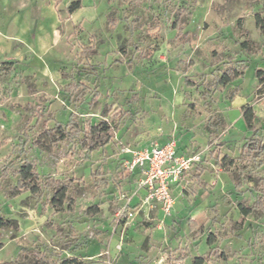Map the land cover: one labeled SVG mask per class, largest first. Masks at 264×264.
Returning a JSON list of instances; mask_svg holds the SVG:
<instances>
[{
    "label": "rangeland",
    "instance_id": "374dc122",
    "mask_svg": "<svg viewBox=\"0 0 264 264\" xmlns=\"http://www.w3.org/2000/svg\"><path fill=\"white\" fill-rule=\"evenodd\" d=\"M256 13L264 0H0V217L16 222L0 228V264H34L35 251L74 264H264V210L240 209L264 188ZM59 124L68 133L52 144ZM172 138L200 160L167 215L127 173L125 150ZM28 161L68 184L62 207L52 187L10 196Z\"/></svg>",
    "mask_w": 264,
    "mask_h": 264
},
{
    "label": "trees",
    "instance_id": "16d2710c",
    "mask_svg": "<svg viewBox=\"0 0 264 264\" xmlns=\"http://www.w3.org/2000/svg\"><path fill=\"white\" fill-rule=\"evenodd\" d=\"M255 23L256 26L260 29L262 34L264 35V17L261 13L255 14ZM229 79L225 82L227 83ZM99 94L95 93L93 100L94 102L97 100ZM254 119V114L252 109H248L245 113V120L248 124ZM71 124V127H75V123L68 122V125ZM109 128L107 122H102L97 126H91L89 133H95L99 131H105ZM67 130L63 129L61 125H57L56 127L47 130V135L50 138L52 144H56L59 141L63 140L67 135ZM85 143V141H83ZM256 150H261L260 138L255 135H251L247 142L243 145V153L247 157H252L253 153ZM19 175L18 183L16 186L9 190V194L11 197H17L23 192H29L34 195L36 198L40 199L44 189L46 188H54L55 192L51 199V203L56 207H62L68 191V184L63 182L62 180L54 179L51 177H47L44 179H40L37 176L35 170V164L31 161L25 162V164L15 172ZM2 175L7 177L9 175V170L4 169ZM264 185V180L262 181ZM240 209L244 215L249 214L254 209L264 210V188L261 196L253 202L252 205H246L241 202ZM15 220L13 219H5L0 217V228L12 227L15 224ZM35 261L34 264H74V260H69L67 258L63 260H59L58 258H54L53 254H49L46 251H35ZM204 261V257H199L196 259V264H202Z\"/></svg>",
    "mask_w": 264,
    "mask_h": 264
},
{
    "label": "built area",
    "instance_id": "2783aa9c",
    "mask_svg": "<svg viewBox=\"0 0 264 264\" xmlns=\"http://www.w3.org/2000/svg\"><path fill=\"white\" fill-rule=\"evenodd\" d=\"M129 157L125 160L127 173L138 174L137 184L147 200L157 201L164 213L169 215L174 206V185L182 182L185 174L200 160L199 154H182L177 150V141L153 142L148 146L126 148Z\"/></svg>",
    "mask_w": 264,
    "mask_h": 264
},
{
    "label": "crops",
    "instance_id": "0c3cea01",
    "mask_svg": "<svg viewBox=\"0 0 264 264\" xmlns=\"http://www.w3.org/2000/svg\"><path fill=\"white\" fill-rule=\"evenodd\" d=\"M167 141H160V143L161 144H164V143H166ZM177 150H178V152L179 153H184L182 150H181V147L179 146V143L177 142ZM185 154V153H184ZM127 155V154H126ZM129 157V155L128 156H126V158H128ZM129 174V173H128ZM129 175H131V177L133 178V179H135L136 181H137V179H138V174H129ZM143 191V190H142ZM143 193H144V191H143ZM145 194V193H144Z\"/></svg>",
    "mask_w": 264,
    "mask_h": 264
}]
</instances>
